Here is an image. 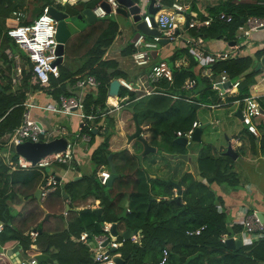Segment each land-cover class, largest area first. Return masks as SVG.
Masks as SVG:
<instances>
[{
	"label": "trees",
	"instance_id": "trees-1",
	"mask_svg": "<svg viewBox=\"0 0 264 264\" xmlns=\"http://www.w3.org/2000/svg\"><path fill=\"white\" fill-rule=\"evenodd\" d=\"M53 0H0V149L5 145L4 137L11 133L22 121L24 107L22 103L27 93L41 89L54 99L60 95L71 96L75 91L77 75H92L99 82L94 91L84 95L83 104L86 112L98 109L103 112L107 108L108 86L113 78L128 79L125 70L113 58H106L105 54L113 43L118 23L115 16L109 15L88 24L79 32L71 35L65 46L66 60L73 61L72 66L66 61L59 64V76L50 78L47 88H42L31 81L32 63L27 55L22 58L21 76L16 75L15 62L6 53L8 49L12 55L20 52L19 47L7 35V30L17 24L12 20L13 12L23 11L26 17L19 23L29 24L39 16L42 8L50 5ZM98 0H77L74 4L64 3L59 9L71 14L80 12L84 7L96 5ZM137 2L138 0H133ZM163 7H170L173 0H158ZM40 3V4H39ZM38 7V8H37ZM92 7V8H93ZM31 8L37 12L33 18H28ZM191 9V8H190ZM189 9V12L191 10ZM193 9V8H192ZM224 11L232 16V21L214 20L203 28L189 29L191 37L201 36L203 40L225 39L233 41L241 20L250 16H264V0H225L216 6L209 7L208 13L215 16ZM202 19V15H197ZM148 38L151 35H147ZM195 48L182 42L175 50L170 60L186 55L189 64L173 71L172 83L162 79L155 83L156 89L164 94H154L143 97L145 105L134 100L135 93L129 92V106H134L139 125L148 124L150 145L156 147L155 154H169L177 157L187 151L175 142L176 132H186L194 121H197L198 104L186 99H193L202 103L219 102L217 91L213 89L209 78L196 72L198 61L192 51ZM133 51L128 42L120 53L129 56ZM202 67H210L213 77L225 69L232 80L241 78L238 89L229 94L227 100H241L249 94V86L254 82L256 63L251 56H237L224 60L203 49ZM263 50L255 53L260 57ZM142 72H148L149 67H141ZM186 78L196 81L190 90L182 88ZM130 81V80H129ZM128 91V90H127ZM125 96L126 93L119 92ZM169 95H176L173 98ZM115 102V99H110ZM97 133L102 135L101 143L92 151L90 173L82 174L62 184L52 192L63 199L64 192L70 199L66 224L61 228L49 230L45 227L47 219L42 217L34 226L38 231L37 249H29L30 239L23 229L11 222L9 203H19L21 199L28 202H38L34 195L36 188L42 183L47 168H33L28 170H11L5 163L0 150V251L11 241H18L22 249L27 252L40 251L48 257L39 264H97L91 258V245L78 241L82 232L92 236L103 234V223L116 224L117 230L137 229L140 231L139 241L124 239L118 234L117 239L122 242L117 251L121 254L123 264H159L163 252L166 250L164 264H264V238L254 241L238 250L228 249L222 241L223 235L231 237L241 230V225L228 226V216L222 207L223 200L212 188V184L223 185L226 188H236L240 184V177L234 171V160L225 154L226 147L216 149L212 144L192 141L189 145H197L196 164L197 173L184 171L179 178L169 175L151 177V172L141 166L137 158L140 150L134 145V150L122 149L112 152L109 149V139L114 132L113 118L108 115L97 118ZM260 148L264 150V124L260 126ZM90 135L89 145L93 143L96 134ZM250 136L253 135L250 133ZM254 137V136H253ZM167 144V149L161 145ZM143 148V147H142ZM11 158L17 159L14 149L10 151ZM112 155L117 177L110 186L101 184L97 178V171L101 167H108V155ZM177 155V156H176ZM181 162V160H179ZM172 182L181 188V203L175 200L176 190ZM52 194V195H53ZM50 195V194H49ZM49 197V196H48ZM47 197V198H48ZM98 200L101 213H79L76 209L87 207ZM45 200L42 202L44 203ZM37 206L34 207L36 210ZM127 208L129 211H127ZM51 216V214H48ZM61 215V214H59ZM59 218V216H54ZM25 226V224H22ZM198 231V233H196ZM2 264H8L4 260Z\"/></svg>",
	"mask_w": 264,
	"mask_h": 264
},
{
	"label": "built area",
	"instance_id": "built-area-1",
	"mask_svg": "<svg viewBox=\"0 0 264 264\" xmlns=\"http://www.w3.org/2000/svg\"><path fill=\"white\" fill-rule=\"evenodd\" d=\"M77 0H57L51 6L56 7L57 5H63L64 3L74 4ZM106 1L110 6V12L101 6V2ZM225 1V0H220ZM145 0H140V2H135L140 7L141 19L146 23L149 29L155 28L159 35H151L148 38L147 35L139 33L138 37L130 42L133 47L132 53L129 55L134 66L137 67H149L148 72H142L139 74L134 82H130L126 79H119L120 88L123 87L128 91H133L136 95L134 100L141 99L145 96H151L154 94H164V92L156 89L155 83L162 79L169 81L170 83L174 80L173 71L175 68L180 69L182 62L177 60L173 65H169L165 60L155 61L153 57V52L158 49L160 40L162 38L167 39L169 42L173 43H186L195 48L192 51L198 64L201 65L202 58L204 56V40L201 36L191 37L183 39L180 33L176 34V30H179V26L183 22L188 20L187 29H198L209 26L212 21L219 20L224 22H231L232 16L224 11L218 12L215 16L209 13L204 14L203 18L200 19L196 14L189 12L187 5L180 2L174 1L170 7H163L160 1L155 0L153 7L161 8L154 15H150L146 10L143 9ZM149 3V1H148ZM50 5H46L42 8V12L36 17L32 23L23 24L19 23L26 17V13L23 11H15L12 15V20L15 26L7 30V35L13 39L20 50L26 52L29 60L32 63V78L31 81L34 84H38L42 88H47L50 84L51 77L59 76V64H53L54 61L59 57L57 53L58 41L55 38L56 34V24L55 18L49 14L48 8ZM120 5L117 0H99L96 5L92 8V12L97 19L105 18L109 15H116V8ZM148 6V5H147ZM187 14V16H186ZM151 16L154 20V26L151 24ZM264 27V16H250L243 19L242 24L238 27L234 44H230L226 49L217 50L214 56L219 60H224L227 58H234L240 56L244 48L252 46V34L259 28ZM225 40V39H224ZM227 41V40H225ZM229 42V41H227ZM232 42V41H231ZM263 55H264V45H263ZM6 53L12 56L15 62L16 75L21 76L22 66H21V56L20 53L12 55L7 49ZM64 58V54L62 55ZM186 59V57H183ZM187 60V59H186ZM202 76L207 77L212 82V87L214 90L218 91L220 94L237 91L238 85L241 78L237 80H232L228 72L223 69L218 76L213 77L212 70L210 68H205L200 73ZM258 81L264 85V63H262L258 72ZM76 86H88L91 89H96L99 86V82L94 76L86 74L85 76H77ZM257 81V82H258ZM229 82V87L224 86ZM196 84L195 79L186 78L182 84V88L190 90ZM256 82L250 85V92L248 96L237 101L241 104V122L245 126L246 130L254 136H258L259 132L257 129L256 120L258 118L264 117V92H258L255 89ZM37 91V90H35ZM38 91H41L39 89ZM34 93H27V97L22 103L24 111L22 114V121L11 133L7 134L4 139L7 151L2 153L5 163L10 167L11 170H28L33 168H48L52 165H65L67 167H73L72 161L75 157V149L77 144V139L81 142L88 143L90 140V135L88 132L92 129H97V124L95 120L97 118L107 115L115 109L122 108L127 105L130 100L128 96L116 97L118 102L110 104L107 103V108L105 111L100 112L98 109L91 110V112H86L84 109L83 99L84 97L75 95L65 96L60 95L58 99H53L52 101L44 104H40L34 97ZM173 98H179L176 95H169ZM189 102L198 104L201 107H213L214 105L202 103L195 101L193 99H186ZM32 110H39L42 112L52 113L67 117H76L78 120L76 132H69L63 125H53L51 128H46L40 121L34 118ZM200 125V122L194 121L192 126L186 131H177V137H184L186 139L187 145L192 142V134L196 127ZM69 133L73 134L74 140H70L66 137ZM56 137H63L66 139V148L64 151L57 153H52L46 157L40 159L35 165L30 161L25 160L21 156L17 155V159L13 160L10 154V147H14L18 143H23L25 141L30 142H41L48 141ZM14 149V148H13ZM260 157L264 159V150L261 152ZM97 178L101 184H106L108 178L110 177V170L108 167H101L97 171ZM45 184H40V200H45L50 193L57 189L58 182L55 180L53 175L46 176ZM42 180V181H43ZM69 199H65V208L63 210V215L66 216L69 208ZM127 211L128 208H127ZM236 219L233 221V225H241L240 233L234 234L231 237L241 238L243 245L248 246L253 241L264 238V225L259 220L257 213L255 211H249L248 208H241ZM111 224L109 222L103 223V234L92 236L88 242L89 234L87 232H82L77 238L78 241L83 243H88L91 245V258L92 261L97 264H114L115 257H121V254L117 249L121 246L122 242L117 239V236L112 235L110 228ZM232 225V226H233ZM2 230V224H0V232ZM198 233V231H196ZM241 234V235H240ZM25 235L29 237V249L36 250V242L38 238V231L35 227L28 229ZM228 238L227 235H223L222 241ZM140 232L131 237L133 241H139ZM107 240V244L103 245V242ZM114 249V251L112 250ZM18 251H24L20 246ZM25 253V251H24ZM36 254L26 255V256H12L8 255L5 250L0 251V264L4 260H7L8 264H39L40 261L37 260ZM167 252L164 250L163 257L159 264H164L166 260Z\"/></svg>",
	"mask_w": 264,
	"mask_h": 264
},
{
	"label": "crops",
	"instance_id": "crops-1",
	"mask_svg": "<svg viewBox=\"0 0 264 264\" xmlns=\"http://www.w3.org/2000/svg\"><path fill=\"white\" fill-rule=\"evenodd\" d=\"M174 1L187 5L189 9L191 8L190 10L193 14H196V15L199 14V15L204 16V14L208 13V8L216 6L220 0H173L172 2ZM117 15L118 14L115 15V19ZM123 17H126V16H123ZM185 24H186V21L183 22V24L179 26V30H178L179 31L178 33H180L183 36V39H186L190 36L189 35L190 32H188L189 29L186 30L187 26ZM118 29H120V26ZM134 31L136 32L135 28L133 27V32ZM134 34L132 35V38ZM116 37L118 38V36ZM131 39L128 37L124 39L123 41L125 45L128 42H131ZM251 41H252V44H251L252 46L244 48L240 56H244V55L251 56L255 60V63L257 65V63L260 62L261 58L263 57V54H262L260 57L257 58L255 57V53L263 49L264 28H259L258 30L254 31L252 34ZM180 44L181 43L173 44V42H169V41L163 44L160 43L158 46V49L154 51L155 56L153 57L155 58V61L165 60L169 65H173L175 61L179 60L182 62L181 68L186 67L189 64V58L186 55L170 60V57L173 55L176 48ZM228 45H229V42L225 41L224 39L204 40V47L207 49V51H209L208 53L212 55H214V53L217 50L226 49ZM120 51H121L120 48H113L110 45V47L108 48L105 54V57L113 58L119 63V66H121L123 70H125L126 75H128V79L126 80L135 81L136 77L142 73L141 71L142 69L141 67L134 66L131 61L130 56H123L120 53ZM167 57H169V60L166 59ZM183 57H186L187 60ZM205 68L206 67H202L200 64H197L195 66L196 72H200V73ZM207 68H210V67H207ZM175 70H178V68H175ZM257 72H259V70ZM258 76H259L258 73L254 76V82L252 84L256 82L255 89H257L258 92H264V85L260 83V81H258ZM89 91H94V89H91L88 86L77 87L75 85V91L73 93L77 95L79 94L85 95ZM33 92H36L34 93V97L40 104L48 103L54 99L42 90L41 91L37 90ZM128 92H133V91H128ZM235 92L236 90L234 92L220 94L217 91L219 102L208 103L210 105H214L213 107H203V108L210 109V113L212 117L210 120H207L208 118H205L203 120L197 119V121L200 122V124H205V128L203 129L202 134H201L200 142L204 144H207V143L212 144V146L216 149L223 148V147L227 148V146H224L223 144L215 145L214 142L212 143L211 141H206L207 139H209L207 137H205V139L203 138V135L205 133V130L207 129V126L212 125L210 129L218 128V131L219 129L222 130L221 133L225 136L227 145L230 142L232 148L237 153V158L233 159L235 161L234 171H236L240 177V184L236 188H232V189L226 188L225 186L218 185L216 183L212 184V188L216 191V193L219 196H221L223 200L222 207L225 208L226 214L228 216V220H227L228 226L233 225L232 224L233 221L236 219V216L240 213L239 210H241V208H244V207L248 208L249 211H255L256 213L261 214L263 218L262 223L264 225V159L260 157L262 150L260 148L261 142H260V137H259L261 133L260 126L264 124V117L258 118L256 120L257 129L259 132L258 136L253 135L254 137L253 136L251 137L250 133L246 130L242 122H241L240 128L231 129L230 127H231V124L233 123L232 122L233 117L239 119L238 116L235 114V112L239 106L241 109V104L237 102L238 100L236 101L227 100L226 98L229 94H234ZM249 92H250V86H249ZM125 96H128V94H126ZM145 97L148 98V96H145ZM110 99L112 98L108 96L107 101H106L108 105L118 102L117 98H115V102H110L109 101ZM127 107H132L134 110V106H129L127 104L123 106L122 108L115 109L107 114L109 117L113 118V121H114V132L109 139V149L112 152L122 150V149H128L129 151L134 150V145H135L134 140L129 141L128 136L134 132L135 125L133 122L132 113L126 109ZM220 109H223L224 111L221 112ZM32 114L35 119L40 121L47 128H51L53 124H55L53 122L59 121V122H62L59 124L65 126L67 130L73 129L75 131L77 129L78 120L76 117L67 118V116L56 115L52 113L42 112L39 110H32ZM221 114H223V117H221ZM221 120L225 121L224 124H221ZM239 120L241 121V119ZM68 122L71 125L70 128L67 125L69 124ZM141 126H142V135L147 139V142L149 143L148 137H149L150 132L147 129L148 124L144 123ZM101 141H102V135L96 134V136L93 138L92 144L90 145L89 143L76 144L75 150L77 152V156H75V161L74 160L72 161L71 165L73 167H67L65 165H58V164L52 165L47 168V171L43 179L46 178L47 174L51 176L53 175L55 180L58 182L57 187H61L62 184L65 183L66 181H69L73 178H79L82 174L90 173L91 168H92V164L90 162V155L92 151L101 143ZM196 149H194L195 151L191 150L189 153H185L187 154V160H183L182 158L177 159L175 155L173 154L172 155L173 157L170 156L171 157L170 159L174 163H170L169 165H165L164 157L162 159L160 158L158 154H155V153H149L143 156L141 158V161L139 162L142 163V161L145 159L147 163L151 165L149 167V171L151 172L150 174L151 177L161 176L163 178H166L169 175H173L172 177L177 179L186 170H190L194 173H197ZM0 150H2V153L3 152L5 153L7 151V148L4 145L1 147ZM76 160H79L80 163L77 164ZM179 160H181V162ZM39 187L40 185L37 188ZM52 194L53 193H50L49 197L45 199L44 203H42L44 200L41 201L40 197L37 198L38 202L36 201L28 202L25 199H21L19 203H15V202L9 203L8 207H9V210L12 216L11 222L14 223V225L20 226L22 229L25 228L23 230L24 232H26L28 229L36 226L42 219L40 215L36 217L35 213L36 214L42 213V216H44V218L47 219L46 224H45V227L47 229L54 230L58 226H59L58 228H61L60 227V225L62 224L61 218L63 219V224H66V218L68 214L64 216L63 210L66 206L65 199H69V198L63 197L62 200H59L58 196L54 194L52 195ZM35 206H37L39 209L36 208L35 210L34 209ZM87 207H90L91 209L97 208L98 200H96L94 204L88 205ZM81 208H84V207H79L78 209H81ZM48 214H51V216ZM54 216H59V218L54 217ZM22 224H25V226H22ZM118 232H120V229ZM238 233H240V231ZM14 246L20 247L21 245L19 244L18 241H11L7 243L5 246H3L2 250H5L7 253V250L14 248ZM36 249H37V242H36ZM34 253L35 252L33 251L27 252V253L26 252L24 253V251L23 252L16 251V252L11 253L10 256H12V258H15L16 256L21 257V256L31 255ZM37 253H40V251H37L35 254Z\"/></svg>",
	"mask_w": 264,
	"mask_h": 264
},
{
	"label": "water",
	"instance_id": "water-1",
	"mask_svg": "<svg viewBox=\"0 0 264 264\" xmlns=\"http://www.w3.org/2000/svg\"><path fill=\"white\" fill-rule=\"evenodd\" d=\"M53 1L55 2L57 0H53ZM117 1L120 6L116 8V13L123 15V16H130L132 18V21L136 23V29H135L136 32L133 38L131 39V42H133L138 37L139 33H143L145 35H159V32L155 28L149 29L146 23L141 19L140 7L137 4H135L133 0H117ZM154 1L155 0H149L148 6L146 9L147 13H149L150 15H154L158 10L161 9L159 7H153ZM101 6L106 10L107 13L110 12V6L106 1H102ZM48 11H49V14H51L57 21L55 38L58 41L56 51L59 54V57L54 61L53 64H61L63 62L62 55L64 54V46L68 38L71 35L85 28L86 25L95 22L97 18L93 14L92 8L90 7H84L80 10V12L71 14L68 11L60 10L50 5L48 8ZM241 22H243V19L241 20ZM151 24L153 26L155 25L152 16H151ZM185 25L188 26V20L186 21ZM178 32L179 31L176 30V33ZM166 42H168V40L165 38H162L160 40V43L162 44ZM229 43L234 44V41L229 42ZM153 56H155L154 52H153ZM262 63H264V55L261 58L260 62L257 63L255 67L256 71L260 69ZM229 85H230L229 82H227L224 86L229 87ZM119 90H120L119 79L113 78L110 81L109 86H108V96L114 97V98L119 97ZM126 109L132 113L133 122L135 125V130L132 134L128 136V140L130 141V140L138 139L142 143L143 150L142 152L137 154V158L139 159V161H141V158L143 156L149 153L156 152V147L150 145L147 142V139L142 135V126H140L138 123L137 113L134 112L132 107H127ZM235 114L238 116L239 119H241L240 106L236 110ZM204 128H205V124H200L198 127L194 129L193 134H192V141L198 142V143L201 141V134ZM93 133L96 134L97 129H94ZM175 142L182 146L187 145L186 139L184 137H177ZM65 148H66V139L63 137H56L48 141H41V142L25 141L23 143H18L14 146V151L17 155L21 156L25 160H28L33 165H35L40 159L46 157L47 155L52 154V153H57L60 151H64ZM225 154L229 155L232 159L237 158V153L232 148L230 142L227 145ZM178 157L182 158L183 160H187V154H180L178 155ZM107 160H108V165H109V170H110V177L108 178L106 185L110 186L113 180L117 177V174L115 172V167L112 161L111 154L108 155ZM45 182L46 181L43 180L42 185H44ZM172 183L174 184L175 190H176L175 200L181 203L180 201L181 200V188L177 183L175 182H172ZM39 194H40V188H37L34 195L36 198H39ZM62 194L64 198H68V196L64 192H62ZM76 210L79 213L94 212V213L99 214L102 212L101 207H97L93 209H91L90 207H85V208L76 209ZM257 216L259 220L263 222L262 215L257 213ZM0 224H2L1 221H0ZM110 231L112 235L114 236L118 235L116 224L114 223L111 224ZM138 232L140 231L137 229L130 230L129 228H126L125 230H123L122 233H120V235L126 240V239H131V237L136 235ZM90 239H91L90 236H88V239H87L88 242H90ZM106 244H107V240L103 242V245H106ZM224 244L230 250H238V249L243 248V242L241 238L239 237H236V238L228 237L224 240ZM18 248L20 247L14 246V248L7 250V254L11 255V253L13 252H16V251L18 252ZM112 250L114 251V249ZM35 256L38 261H41L42 259L48 257L47 255L41 252L37 253ZM114 264H123V259L121 257H115Z\"/></svg>",
	"mask_w": 264,
	"mask_h": 264
},
{
	"label": "rangeland",
	"instance_id": "rangeland-1",
	"mask_svg": "<svg viewBox=\"0 0 264 264\" xmlns=\"http://www.w3.org/2000/svg\"><path fill=\"white\" fill-rule=\"evenodd\" d=\"M99 1V0H98ZM97 1V2H98ZM138 2H140V0H138ZM40 4V3H39ZM51 4H54V1H52V3ZM144 4V6H143V9L144 10H146L147 9V5H148V0H145V2L143 3ZM95 6V5H94ZM56 7H59L60 8V5H57L56 4ZM93 6H91V8H92ZM38 8V7H37ZM62 9V8H61ZM63 10V9H62ZM37 12V10L35 11L34 10V8H31L30 9V11L28 12V18L30 19V18H33L34 17V15H35V13ZM115 16V15H114ZM116 19H117V22H118V25L120 26V29L118 30V32H117V35L116 36H118V38L116 37V39H114V41H113V43L111 44V46L113 47V48H120V49H122L123 47H124V45H125V43H124V39H126L127 37L128 38H132V35L134 34V32H133V27L136 29V23H134L133 21H132V19L128 16H126V17H123V16H121L120 14H118L117 16H116ZM119 26H118V28H119ZM120 31V32H119ZM123 41V42H122ZM174 44V43H173ZM160 49V48H159ZM20 56H23V55H26V52L25 51H23V50H20ZM22 59V58H21ZM167 60H169V57H167L166 58ZM64 61H66L69 65H71L72 66V62L73 61H68V60H66V58H65V55H64V58H63V62ZM62 62V63H63ZM21 65H22V60H21ZM130 82H134V80L132 81H130ZM78 90V89H77ZM119 92H124V93H126V94H128L129 92L126 90V89H124L123 87H121L120 88V90H119ZM76 97H78L79 95L80 96H84L83 94H79V95H77V94H74ZM120 97L122 96V95H119ZM123 97V96H122ZM141 102V104L142 105H145V102H146V99L144 98V99H141L140 100ZM109 108H112V106H109ZM219 111V110H218ZM220 111L221 112H223L224 110L223 109H220ZM196 115H197V119H199V120H203V119H205V118H208L207 120H210L211 119V117H212V115H211V113H210V109H208V108H203V107H199L198 109H197V112H196ZM233 116V115H232ZM221 117H223V114H221ZM67 118H69V117H67ZM224 120H221V124H224ZM232 124H231V129H237V128H240L241 127V121L239 120V119H237V118H235V117H233V120H232ZM53 123H55V124H53ZM52 124L53 125H61V124H59V123H62V122H59V121H55V122H53ZM69 123V122H68ZM68 125V127L70 128L71 127V125H70V123L69 124H67ZM211 126L212 125H208L207 126V129L205 130V133H204V135H203V138L205 139V137H207V138H209V139H207L206 141H211L212 143L214 142V144L215 145H218V144H223L224 146H227V142H226V139H225V136L221 133L222 132V130H220L219 129V131H218V128H216V129H210L211 128ZM219 126H221V125H219ZM47 128V127H46ZM49 129V128H48ZM69 132H72V133H74V132H76V130L74 131L73 129L72 130H68ZM233 133V132H232ZM132 134V133H131ZM66 137L68 138V139H70V140H74V136H73V134H71V133H69L68 135H66ZM78 143H83V144H86V142H81L80 141V139H77V144ZM134 144L135 145H137V147L139 148V149H142V147H143V145H142V143L138 140V139H134ZM164 149H167V144H162L161 145ZM14 147H10V151L13 149ZM186 151H187V153H189L191 150L193 151L194 149H196L197 148V145H192L191 147L189 146V145H186L185 147H183ZM143 150V149H142ZM142 150H140V152H142ZM195 151V150H194ZM159 156H160V158H162L163 159V157H164V161H165V165H169L170 163H174L170 158V156H168L169 154H166V153H164V154H158ZM75 156H77V152H76V150H75ZM74 161H75V157H74ZM77 161V164L78 163H80V161L79 160H76ZM141 166L143 167V168H145V169H147V170H149V167L151 166L150 164H148L147 163V161L144 159L143 161H142V163H141ZM69 209V208H68ZM123 231L120 229V233H122ZM250 244H254V241L253 242H251ZM244 247H246V246H244Z\"/></svg>",
	"mask_w": 264,
	"mask_h": 264
},
{
	"label": "clouds",
	"instance_id": "clouds-1",
	"mask_svg": "<svg viewBox=\"0 0 264 264\" xmlns=\"http://www.w3.org/2000/svg\"><path fill=\"white\" fill-rule=\"evenodd\" d=\"M118 231V230H117ZM118 234H120V232H118Z\"/></svg>",
	"mask_w": 264,
	"mask_h": 264
},
{
	"label": "flooded vegetation",
	"instance_id": "flooded-vegetation-1",
	"mask_svg": "<svg viewBox=\"0 0 264 264\" xmlns=\"http://www.w3.org/2000/svg\"><path fill=\"white\" fill-rule=\"evenodd\" d=\"M57 8V7H56ZM57 9H59V8H57ZM60 10H62V9H60Z\"/></svg>",
	"mask_w": 264,
	"mask_h": 264
},
{
	"label": "bare ground",
	"instance_id": "bare-ground-1",
	"mask_svg": "<svg viewBox=\"0 0 264 264\" xmlns=\"http://www.w3.org/2000/svg\"><path fill=\"white\" fill-rule=\"evenodd\" d=\"M111 98H114V97H111ZM115 99V98H114Z\"/></svg>",
	"mask_w": 264,
	"mask_h": 264
}]
</instances>
